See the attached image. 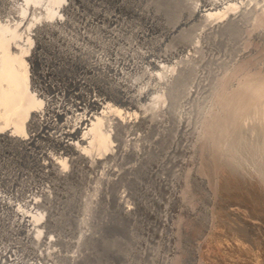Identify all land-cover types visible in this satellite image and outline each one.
<instances>
[{
	"label": "rangeland",
	"instance_id": "374dc122",
	"mask_svg": "<svg viewBox=\"0 0 264 264\" xmlns=\"http://www.w3.org/2000/svg\"><path fill=\"white\" fill-rule=\"evenodd\" d=\"M64 1L66 0H63L61 4H69L74 10L63 13L59 9L61 4H57L56 6L59 7L55 6V8L71 21V24L59 26V30L68 35L70 40L67 38V41H64L57 34L49 32L50 38L45 41L42 47H39V53L37 54L39 56H33L35 58L33 63L35 66L33 70H31L30 66L29 72L36 75L38 81L35 88L37 90L34 92L40 91L44 93L38 95L40 99L46 100L43 101L44 105L49 103L44 98L45 95L49 97L50 94L52 97V95L57 94V97L52 101V106L62 104L61 107L56 109H63L64 112L67 111V107H72L73 110L63 114L61 117V115H57V112L48 108L46 109L48 111L45 117L49 119L36 121L32 126V134L35 136L30 142L0 145V195L12 203L11 206L0 204V254L5 248L24 247L23 239L26 229L23 230L20 227L17 211L21 208L22 211L24 209L30 211L31 206L28 199L31 196L36 195L37 197L45 198V196L50 195L48 203L44 202L38 209L40 212L49 214L48 218L44 219V227H41L45 232L42 233L43 238L41 237L42 244L40 243V247L46 248L49 238L57 239L56 243L53 241L52 246L58 249L62 255L78 254L84 256L81 262L74 264H163L162 262L154 263L149 256L139 253V249H144L148 246L155 252H159L162 257H169L171 258L170 260L174 258L172 264H175V261L176 264H253L251 260L254 261V264H264V196L257 197V195L255 196L248 192L247 189L250 183H255L254 185L259 186L264 182L262 181L264 173V96H259V91L264 83V55H261L263 57L258 56L257 62V57L254 61L251 60L253 57H249L250 62L248 61L249 58H245V60L242 57L241 49L244 43L241 42L240 36H237V32L236 34L226 32V36H223L225 35L223 32L221 34L225 38H222V42L217 40L212 43L209 42L214 37L210 38L207 35L208 40L204 34H200L204 30L203 28H206V24L203 25L202 22L204 21L196 19L191 22V26L190 24L189 26L187 25L189 29L186 26L184 27L188 29H185L184 33L188 32L190 33L188 34L190 38L203 42L201 43V48L204 52L202 50L199 51L203 54L196 52L199 58L197 55L193 57L194 59H190L194 65H197L198 70H201L198 72L196 69L191 74L181 72V67L188 63V58L190 57L187 55L188 52H193L188 47L184 53L166 62V68L163 69L166 77L170 79L173 75H178V78H180L175 88L167 89L164 83L159 85L158 83L160 82L157 79L155 80L158 76L156 75L158 70L142 59L139 52L149 49L155 50L157 48L156 43L163 37L165 38L167 26L187 17V14L183 12L187 2L191 4L197 3L199 0H67L69 1H66L68 4ZM230 2L236 4L233 11L248 9V7L251 11H254V15L251 14L252 17L249 13H247L248 16H245L246 19L244 17L248 24L251 23L252 25V22L254 23L258 21L257 19H263L262 17H264V15L262 16L264 14V0H233ZM237 4L241 8L236 9ZM26 5L27 2L25 0H0V24L13 26L16 22H19V31L21 30L20 32L24 33V38L27 37L26 33L28 32L20 24V22L23 23V20L20 21L19 18L26 15L28 20L34 21L38 16L41 15L40 17H42L43 12H45L43 13L45 16L46 8L52 6V0H41L39 3L29 5L30 7ZM127 6L128 8H126ZM148 7H153L150 14L147 13L143 16V14L138 12ZM26 8L27 14L22 15L23 9ZM99 9L104 11L103 13L107 18L96 19L97 10L99 11ZM221 10L227 14L226 9L222 7ZM113 14L119 16L118 22L110 19ZM254 18L256 19L254 20ZM87 19L95 21L90 26H84V24H87ZM152 21L154 24L151 23ZM125 28L126 30H124ZM137 32L149 33L152 38L150 35L141 37ZM85 33L100 38V43L96 44L86 39L84 37ZM116 33H122L126 41L115 44V46L126 49L131 47L132 44V51L134 52V61L132 60V62L136 61L135 63L137 64L134 65L135 68L132 67L133 69H125V75H118V73L114 77L112 75L113 71L107 67L110 63H117V59H114L116 55L111 51L113 41L110 39ZM221 34L219 35L220 37H222ZM228 37L235 39L230 40ZM33 39H35V36ZM71 41L81 43L92 54L102 55L104 59L102 61L108 63V65L105 64L107 65L105 66L106 68L93 67L91 64L92 57H81V59L78 58L79 60L64 58L67 52H76L78 50ZM259 41L253 40L252 42L253 44L264 43L263 40ZM166 42L169 43L170 41L167 40ZM177 43L171 42L173 45ZM60 47L65 49L66 53L64 51L59 52ZM162 47L165 46L163 45ZM106 58L109 59V62ZM243 59L247 62H243ZM61 60L62 64L59 65ZM127 60L129 62L131 58L128 57ZM120 61L118 60V62ZM241 62L244 63L242 66L240 65L242 64ZM248 62L249 64H247ZM117 64L122 66L123 62ZM242 68L243 70H240ZM238 70L239 72L236 73ZM223 74L227 75H224V77L222 76ZM219 75L224 79L228 76V80L225 79V82L222 77L221 80ZM123 78L125 82L134 83L135 81V84L137 83V86L135 85L136 89H129L124 84ZM216 78L222 81V83L220 81L218 84H223L222 86L215 87V85H210L213 81L211 79L216 80ZM116 81H118V84H115ZM201 82L204 84L203 86L199 84ZM154 84L157 85L155 86ZM189 88L195 89L196 96H194V92L191 98L186 95ZM126 90L130 94L137 96L141 93L143 98H140L139 103L143 106L150 107L152 104H149L152 103V100L153 104L159 101L160 105L158 102L156 104L160 108L164 106L165 109V106H168L169 109L163 113L164 116L162 115V117H165V123H168L170 127L172 126L171 130L177 125L174 116L175 112L179 111L183 115L185 114L184 111L187 112L184 115L186 118L181 115L186 121L192 122L193 124H191L193 127L196 126V130L200 131L197 135L186 132L188 136L185 135L182 143L186 141L185 143L194 144L197 142L195 140L198 136L206 137L207 142L204 141L203 143L207 144H203L204 147L202 146L205 151H198L199 155L201 154L200 158L197 157V151L195 153L180 151L178 152L179 155L176 154L177 160L169 162L170 169L160 171V174L166 178L169 177L167 181L171 182L170 185L161 183L160 185L155 175L143 178L145 173L147 175V166H145L144 160L136 153L134 155L133 152L125 151L129 148L131 150L133 148L140 149V147L142 150L145 143L152 142L151 140L159 134L158 126L150 129L151 127L145 125V123H136V126L131 127L130 125L128 127L121 126L124 128L115 125V131L113 130V134L111 133L112 139L110 138V141H112V145L119 143L117 144L118 146L116 145L119 149L114 145L115 147L113 146L112 148L117 150H110L111 153L106 151V157L104 156V159L100 162L85 163V161H76L73 163L71 156L76 154L72 152L71 148L58 145L52 135V133L59 131L61 127L72 125L78 120V116H80L78 113L82 110L74 109L76 108L75 102L83 100L86 103L85 99L91 95L106 99L105 103H112L114 107H119L122 111L133 113L137 109L139 112L137 107L129 106L126 103V99H124V91ZM87 107L89 110L92 109L91 113L98 112V115H102V108H93L89 104H87ZM180 110H183V112ZM107 113L104 117V126L106 130H109V128L113 127L110 124L113 112L108 111ZM205 113H207V118L203 119ZM210 124H212V127H210ZM215 125L218 127L214 128ZM208 126L211 129H209L210 131ZM220 129L221 133L219 134L218 130ZM223 130H226L227 134L223 133L225 132ZM109 131L111 132V130ZM116 131L118 134H114ZM171 133L172 131H169L170 135L168 134L167 138H165V140L168 139L169 141L164 140L165 146L161 143L162 147L170 148L168 145L172 143L170 141L172 139ZM127 134H131L130 137L135 136V138L139 139L134 138L135 140L133 139L129 144H126L124 138H126ZM215 135L222 136L220 138L217 136L222 144L215 138ZM120 136L122 138L124 136L122 139L123 143L120 140ZM188 138L190 139L188 140ZM223 140L227 144L223 143ZM216 141L222 148L226 147L222 151L217 150L220 146H218L219 144ZM166 142L171 143L167 144ZM214 144L217 148H215ZM223 144L225 145L223 146ZM234 149H238V151H233ZM98 150H93V152L99 153L100 150ZM108 153H110L109 158L111 159L108 158ZM54 156L67 157L70 160L68 161V169H65L67 170L65 175L60 176L57 174L55 172L56 169L54 170L53 165L50 164ZM178 160L187 161L185 163L186 166L191 165L186 167L185 164H182V161L177 162ZM197 163L199 165L202 164L200 166L202 168ZM113 170L119 171L120 174L115 175ZM173 170L176 171L173 172ZM126 171L131 174L128 173L127 175ZM186 171H189V173L187 174ZM248 173H251L252 177ZM190 175L192 176L190 177ZM255 175L256 177L258 175L261 179L255 178ZM116 176H118L117 179ZM135 176H137L136 180ZM199 176H202L204 181L206 180L205 183L198 178ZM172 179L174 180L173 183ZM147 180L150 183L149 181L146 182ZM153 180L155 181L151 182ZM183 180L189 181H184L186 183L184 185ZM260 181L262 182L260 183ZM186 185L187 187H185ZM243 186L245 190L242 188ZM237 187L240 191L243 189L247 194L249 193L247 197L250 200L248 198L247 203L243 202L244 204L239 201L240 204L238 203V205L233 201L229 205V202L227 203L226 201L228 200L226 196L233 195L237 191ZM148 188L152 192H149ZM176 188L179 193H182L179 198L174 194L177 190ZM259 189L262 188L259 187ZM146 191L147 194L145 193ZM230 192L233 193L231 194ZM240 193L243 194V192ZM156 195L162 199L161 205L152 200ZM120 199H123L121 200L122 203ZM124 201L125 204H133L132 206L135 207V211L132 213L133 216L124 213ZM250 201L252 203H249ZM86 204L87 206H85ZM146 204L149 206H145ZM182 205L185 207L189 205L194 208L196 214L192 216ZM234 207L235 209L237 207L241 208L240 210L244 212H242L244 220L232 214L231 211H234ZM152 209L156 212L154 211L153 214L148 215V211ZM144 213H147L146 217ZM159 215L164 218V221H157ZM160 222L163 223L160 224ZM44 236L46 237L44 238ZM44 239L47 240L43 242ZM24 255L30 258V254L24 253V260L27 261L29 259ZM175 256H177V259H175ZM63 263L72 264L65 260Z\"/></svg>",
	"mask_w": 264,
	"mask_h": 264
},
{
	"label": "bare ground",
	"instance_id": "6f19581e",
	"mask_svg": "<svg viewBox=\"0 0 264 264\" xmlns=\"http://www.w3.org/2000/svg\"><path fill=\"white\" fill-rule=\"evenodd\" d=\"M40 1L41 0H25V2H27V5H26L27 7H30L29 5H31V4L39 3ZM66 1H64V2L65 3L69 2V1H67V2ZM230 1H233V0H227V1H224V0H199V2H197V3H191V4L189 2H187V4H186L187 6L185 7V9L183 11V12H185L187 14V17L185 19H181L180 18L181 20L177 21L176 23H173L170 26H167L166 25L168 28H166L167 30L165 31V34H166L165 35V38L163 37V39L159 40L156 43L157 48L155 50L149 49L147 51H140L139 52L140 57L142 59H144L147 62H149L150 65L153 68H155L156 70H158L157 71L158 73L156 74L158 76H157V78H155V80L157 79L158 82H160V83L157 82L159 85L162 84V83H164L166 85L167 89L168 88L173 89V88L176 87V84L179 82V79H180V78H178V75H173L169 79L164 74L165 71L163 69L166 68V66H165L166 62H169V61L172 60V58L180 55L181 53H184V51H186V49L188 47H190V49L193 52H188L187 55L190 56L188 58L189 59L188 60V63L186 65H184V66L181 67V72L183 71L184 73L191 74L196 69L197 70L199 69L197 67V65H194L190 61V59L191 58L194 59L193 57H195V56L198 55L196 52H199L200 50L203 51V49L201 48L202 47L201 43H203V42H201L198 39L194 40V39L190 38V35H188L190 33H188V32L187 33H184L185 32V29L188 28L187 25L189 26V24H190V26H191V24H192L191 22H193L196 19H199V20L204 21L205 23L202 22L203 25L206 24L205 25L206 28H203L204 30H202V32L200 31L201 32L200 34H204V36H206L207 39H208V36H210V38L214 37V38H212L213 40L211 39L212 41H209V42L212 43V42H215L216 40L218 42L219 41L222 42V38H225L223 36H226V34H225L226 32H228L230 34H236V32H237V34H238L237 36H240L241 42L244 43V46L241 45V46L244 47V48L243 47L241 48L242 49V57H244V59L245 58H249V57H253V59L251 58V60L254 61V59H256V57H257V59H256V62H257V60L259 58L258 56H261L262 54L264 55V43H259V44L256 43V44H253V42H252L253 40H260L259 42H261L262 40L264 41V17H262L263 19H261V18H259L261 16L260 15L258 17L259 19H257L258 21L254 22V23L252 22V25H251V23L248 24L247 23L248 21H245L244 20V17L245 16H248L247 13H249V15L252 17V15H254V13H253L254 11H251L249 9V7H248V9L245 8V9H239L238 11L235 10L236 11L235 12V11H233V9H234V6L236 4L231 3ZM62 2H63V0H52V6L51 7H47L46 10H45L46 11L45 16L43 14L45 12H43L42 13V17H40L41 16L40 15V16H38V18H35V20L33 19L34 21H31V19H29L30 20L29 21L27 19L28 16L26 17V15H24L25 17H20L22 19L19 18V20L20 21L23 20L22 21L23 23L20 22V24L22 26H24L23 28H25L26 32H28V33H26V35H27L26 38H24L25 37L24 36V33L20 32L21 30L19 31V28H20V27H18L19 22H16V24L18 23L17 26H15L16 24L13 25V26H10V25H7V24H3V25L0 24V145H3V144H19V143H28V142H30L33 139V137L35 136L34 134H32V129H33L32 126L36 123V121L42 120V119H45V120L46 119H49L48 117L47 118L45 117L47 115V111H48V110L46 111V109H48V108H50V109L54 110L55 112H57V115L59 114V115H61V117L63 116V114H67V113H69L70 111L73 110L72 107H70V108L67 107L68 108L67 111H64L63 112V109H56V108L61 107L62 104H60V105L57 104V105H53L52 106V101H53V99H55V97H57V94L52 95V97H51L50 94H49V97H47V95H45L44 98H46L47 99V102L49 101V103L51 101V103L50 104L47 103V104L44 105V102L43 101H46V100L45 99L44 100L43 99H40L38 97L39 94H44V93L43 92H40V91H38L37 93L34 92L35 90H37V88H35L36 82L38 81L37 78H36V75L34 73H30L29 72L30 71V69H29L30 66H31V70L34 69V66H35L33 64L34 63V59H35L34 57H38L39 56V55H37L39 53L38 52L39 51V47H42L45 44V41L46 40H49V38H50L49 32H53V33L57 34V36L59 38H61L62 40L67 41L68 35H66L62 31H60L59 30V26L60 25H64V24H71V21L69 19H67V17H64L63 13L64 12H67L69 10H74V8L72 6H69L68 3H67L68 5H66L64 3L61 4ZM121 2H120V4H121ZM225 3H227V5H225ZM57 4H61L60 7L59 6L58 7H59L60 11H62L63 13L60 14L58 12V10L55 8V6ZM50 5H48V6H50ZM147 6H149V5H147ZM222 7L224 9H226V13L227 14H225L223 12V10H221ZM126 8H128V6ZM152 8L153 7L144 8L143 10L138 11V12L140 14H143V16H144L147 13L150 14L151 13L150 11L152 10ZM235 8L236 9L237 8H241V6L238 5ZM103 12L104 11L102 9H99V11L97 10L96 19H100L102 17L107 18L104 15ZM256 12H255V14H256ZM25 13L27 14V8L26 9H23L22 15L25 14ZM186 14H184V15L186 16ZM263 15L264 14H262V16ZM255 17L257 18L256 15H255ZM256 18H254V20ZM110 19L114 20V22H118L120 18H119L118 15H114L113 14V17H110ZM245 19H246V17H245ZM94 21L95 20L92 21L91 19H87L86 20V23L87 24H84V26H86V25L90 26L92 24V22H94ZM151 23L154 24L153 21ZM114 24H116V23H114ZM166 24H168V23H166ZM185 26L187 28H184ZM124 30H126V28ZM219 33L220 34L223 33L225 35L222 36V34H221L222 37H220L219 36L220 35ZM137 34L139 36H141V37H148L150 35L149 33H140V32H137ZM34 36H35V39H33ZM84 37L86 39H89V40L93 41L96 44H99L100 41H101L100 38H96V37H94L91 34H86L85 33L84 34ZM150 37H151V35H150ZM110 39L113 41V44H112L113 46L111 47V51L113 53H115V55H116V57L114 59H117V63L123 62V65L122 66H120L117 63L116 64L115 63H110L109 65H108V63H104L105 61H102V60H104L102 55H100V54H98V55L92 54L86 47L82 46L81 43H79V42L77 43V42H73V41H71V43L74 46H76V48H78V50L76 52H67V54L65 55L64 58H67L68 60H70V59H73V60L75 59L76 60L78 58L81 59V57H92V60H91L92 63L91 64L93 65V67H95V68H100V67L106 68L105 66L108 65L107 68H109L111 71H113V74L112 75L114 77L118 73H119L118 75H120V74L121 75L122 74L125 75L126 74V70L125 69L132 68V67H134V65L137 64V63H135L136 61L135 62H132V60L134 59V57H133L134 52L132 51L133 50V45L131 44V47H127L126 49L115 46V44H120V43L126 41L125 40V37L122 35V33L121 34L120 33H116V34L112 35ZM205 39H204V42H205ZM229 39L232 40V39H235V38H232V39L229 38ZM152 40H150V41H152ZM167 40L170 41V42L169 43L166 42ZM174 40H176V41H174ZM172 41L173 42H178V43L176 45H173V44H171ZM208 43H206V44H208ZM165 44H167V45H165ZM163 45L165 47H162ZM64 50L65 49H63L62 47L59 48V52H63ZM201 53L199 52V54H201ZM139 54H138V56H139ZM200 56H202V55H200ZM128 57L131 58V61H129V62L127 60ZM197 57L199 58V55ZM261 57H263V56H261ZM120 59H121V61H120ZM107 60L109 62V59H107ZM118 60L120 62H118ZM245 60L243 62L246 63L247 61H245ZM248 61L250 62V58H249ZM243 62H241L242 63V64H240L241 66L244 64ZM249 62L247 64H249ZM61 64H62V60H61V63H59V65H61ZM105 64H107V65H105ZM241 66H240V68H241ZM245 66H247V65H245ZM231 67H234V66H231ZM236 69H239V68H236ZM200 70H198V72ZM232 70H234V69H232ZM240 70H243V68L240 69ZM237 72H239V70L236 71V73ZM195 73H197V72H195ZM224 75H227V74H223L222 76H224ZM222 76H220V79H221ZM117 77L119 78V76H117ZM227 77L228 76H226L225 79H227ZM115 79H117V78H115ZM214 79H211V81L212 80L213 81H212V83L210 82L211 83L210 85H215V87L216 86H222L223 85V84L222 85H218L219 82L222 79H224L223 77H222V79L220 81H219V79L217 80V78H216V80H214ZM123 81H124V78H123ZM130 81L132 82L131 79H130ZM117 82L118 81H116L115 84ZM225 82H226V80H225ZM206 83H207V81H206ZM221 83H222V81H221ZM124 84L127 85V87H129V89H132V88H135V85L137 83L135 84V81H134V83H129L127 81L126 82L124 81ZM199 84H201L203 86L205 84V82H204V84L202 82L199 83ZM162 86L165 87L164 85H162ZM196 86H198V85H196ZM215 87H214V90H215ZM53 89H54V87H53ZM195 89H196V87H195ZM195 89L194 88H192V89L189 88L188 91L186 92L187 93L186 95L189 98L193 97V94H194V96H196L195 95ZM216 90L220 91L219 89H216ZM53 92H55V91H53ZM214 92H216V91H214ZM124 93H125L124 99H126L125 100L126 103H128L129 106L137 107L139 109V112L137 111V109H136V112H133V113L132 112H129V111H126V112L125 111H122L119 107L118 108L116 106L114 107L112 103H105L106 102V99L91 95V96H89V97H87L85 99L86 100V103H84L83 100L82 101H76L75 102L76 108H74V109L75 110H82V111H80L78 113L80 115V116H78V120L74 124H72V125H66V127H63V128L61 127L59 131L52 133V135L56 139V142H57L58 145L63 146L65 148H69V149L71 148V150H73L72 152H74V154H76L75 156H71L73 163L76 162V161H81V162L82 161H85V163H87V162H100V161H102V159H104V156L106 157V155H105V154H107L106 151H108V152H110V150L111 151H114L113 149H116V148H112V147L114 145L116 146L117 144H119V143H117V144L116 143L115 144L113 143L114 145H112V141H110V138L112 139V136L111 135L115 131L114 130L115 125L120 126V127L121 126H127L128 127L130 125V127H131V126H134L136 123H141V124L142 123L143 124L145 123V125H148L149 127H151L150 129H152V127L158 126V129L160 130V131H158L159 134H157L154 139H152V140L150 139L152 142H148L147 144L145 143V145H143L144 148L142 150H141V147L139 146V143H138V146L140 147V149L133 148L131 150L129 148V149H126L125 151L126 152H133L134 155L137 154V155H139V156L142 157V159L144 160L143 162H145V164H146L145 166H147V171H146L147 172V175H145L146 173L143 170V172L145 173L144 176H143V178L145 176H148L149 177V176L155 175L156 180L158 181L159 184L161 183V184H164V185H167V184L170 185L171 182L169 183L167 181V179L169 177L166 178L165 176H163L162 174H160V171L161 170L163 171L164 169L165 170L166 169H170V163L169 162H171V161H174L175 162V160H177L176 154L179 155L178 152H180V151H182V152L183 151L184 152H193V153H195L197 151L196 152V153H198V156L197 157L200 158L201 154L199 155V152L198 151H202V150L205 151L204 149H202V146L204 147V145H203V144H205V143H203L204 141L207 142L206 139H205L206 137H202V136L199 137L198 136L197 139L195 140L197 142L194 143V144H191L188 141L190 138H188V140H187V142H189V143H185L186 141L184 143H182L183 142V138L185 137V135H187L186 132L194 133L195 135H197V134H199L198 132L200 131V130L198 131V129L196 130V128H195L196 126L193 127V125H192L193 123L192 122H188L189 120L186 121L184 119V117L186 118V116H184V115H186L187 112L184 111V113H185L184 115H183V113H180L179 111L175 112V115L174 116H175V120H176L177 125H176V127L174 129L172 128V130H171V127L172 126L170 127V125L168 123H165L166 122L165 117L164 118L162 117L163 113L166 112L169 109L168 106H165V109H164V106L160 108V106H158L156 104L157 102L159 104V101L155 102V104H156L155 105V104H153L154 102L152 100L151 101L152 103L149 104V105H151V104L152 105L150 107L149 106L146 107V106H143V105H141L139 103L140 102V98H143V95L141 93L138 96L137 95H133L132 93L130 94L128 90L124 91ZM259 96H264V83H263L262 89L259 91ZM235 99H237V98H235ZM87 104H89V106H91L93 108H102V112H101L102 115H98V112H92L91 113L90 111L92 109H90V110L87 109L88 108L87 107ZM46 106H48V107H46ZM108 111L109 112L110 111L113 112L112 113L111 122H110L111 126H113V127L111 129L109 128V130H111V132L108 129L106 130L105 129V126H104L105 125L104 124V121H105L104 117H105L106 114H108L107 113ZM181 112H183V110ZM206 115H207V113H205L203 119L207 118ZM187 117H189V116H187ZM187 119H189V118H187ZM194 125H196V124H194ZM210 125H211L210 127H212V124H210ZM216 126L217 125H215L214 128ZM130 127H129V129H130ZM145 127H147V126H145ZM219 127H221V126H219ZM121 128H124V127H121ZM209 129L210 128L208 126V130ZM204 130H203V132H204ZM208 130L206 129L205 131H208ZM153 131H155V130L153 129ZM169 131H172V133H171V138L172 139L169 138L170 141H172V143L169 142V143H171V145H168V147H170V148H165V147H162L161 146V143L163 145L165 144L164 143V140H165V138H167L166 136L169 134ZM214 131H217V130H214ZM218 131H219V134H220L221 133V129L218 130ZM223 131H225V132H223ZM223 131H222L223 133H226V130H223ZM119 132L120 131L118 129V133ZM118 133L116 131V133H114V134H118ZM121 133H123V132H121ZM228 133H230V132H228ZM207 134H205V136H207ZM130 135L131 134H127L126 135V138H124V136H123L126 144H129L135 138L134 135H133L134 137H130ZM222 135H224V134H222ZM217 136H218V138L222 137L221 135H220V137H219V135H217ZM217 136L215 135V138H217ZM116 137H117V135H116ZM120 137H121L120 140H122L123 139L122 136H120ZM218 138H217V140L219 141ZM135 139H139V138H135ZM225 139L227 140V138H225ZM140 140H142V139L140 138ZM166 140L169 141L168 139H166ZM223 141H224L223 143H225V140H223ZM142 142L144 143V141H142ZM191 142H193V141H191ZM122 143H123V140H122ZM134 143H135V141H134ZM134 143L132 142V144H134ZM169 143H167V144H169ZM215 144H214V146H216ZM225 144H227V142ZM225 144H223V146ZM228 144H229V142H228ZM214 146H213V148H214ZM218 146H220V144ZM224 147H226V146H224ZM224 147L222 148V146H220L217 150L222 151V149H224ZM215 148H217V146ZM96 149L97 150L99 149L101 152L98 150L99 153H94L93 150H96ZM124 149H125V147H124ZM217 150H214V151H217ZM233 151H238V149L237 150L234 149ZM121 152H123V151L121 150ZM121 152H119V153H121ZM110 153H108V155ZM116 153H118V152H116ZM184 154H186V153H184ZM192 154H191V157H192ZM195 155H197V154H195ZM109 157H110V155L108 156V158ZM68 158H70V157H68ZM109 159H111V158H109ZM137 160L139 161L138 158H137ZM68 161H70V160L67 159V157L66 158H60V157H55L54 156V158L52 157L51 163L50 162L49 163L51 165H53L54 170L56 169L55 172L57 174H59L60 176H63V175L66 174V171L67 170H65V169L68 167ZM180 161H182V164H185L187 162L185 160H178L177 162H180ZM141 162H142V160H141ZM198 162H200V161L198 160ZM197 164L199 165V163H197ZM142 165H143V163H142ZM190 165L189 166H186V164H185L186 167H190ZM201 165H199V167ZM53 168H52V170H53ZM134 168H136V167H134ZM200 168H202V167H200ZM200 168H198V169H200ZM130 169H128V170H130ZM132 169H133V167H132ZM172 169L173 168L171 166V170ZM189 169H191V168H189ZM113 171H114V174L115 175L116 174L118 175V173L120 174V172L117 171V170H113ZM127 171H126V173H127ZM175 171L173 170V172H175ZM180 171H183V170H180ZM244 171H246V170H244ZM164 172L168 173L167 171H164ZM179 172H176V173H179ZM128 173H127V175H128ZM138 173L140 174V172H138ZM188 173H189V171L187 172V174ZM129 174H131V173H129ZM248 174H247V176H249L251 173L249 175ZM191 176L192 175H190V177ZM117 177L118 176H116V179H117ZM130 177H132V176H130ZM136 177L137 176H135V180H136ZM181 177H183V176H181ZM187 177H189V175H187ZM141 178H142V176H141ZM198 178H200L201 181H204V178L202 176H199ZM248 178H250V177H248ZM255 178L258 179L260 177H258V175L256 177V175H255ZM262 178H263L262 181H264V173L262 175ZM152 179H154V178H152ZM185 179H186V177H185ZM140 180H142V179H140ZM148 181L149 180H147L146 182H148ZM154 181L155 180H153L151 182H154ZM184 181L185 180H183V182ZM187 181H189V180H187ZM187 181H185V182H187ZM205 181H204V183H205ZM262 181H260V183ZM173 182H174V180L172 179V183ZM185 182H184V185L186 184ZM112 183H115V182H112ZM149 183H150V181H149ZM254 184L255 183H250V185L248 186V187L251 186L250 188H248L246 186L247 189H248V192H250L251 194H253L255 196L257 195V197H260L262 195L264 196V191H260L262 189L264 190V182H262V185H259V186L258 185L256 186ZM153 187H155V186H153ZM171 187H173V186L171 185ZM171 187L169 186L170 189H172ZM185 187H187V185ZM259 187L262 188V189H259ZM239 188H241V187H239ZM242 188L245 190V187L244 186ZM228 189H229V191H231L230 188H228ZM243 189L240 191V189H238V187H237V189H236L237 191L236 192L233 191L234 193L232 192L233 195L226 196V198H228V200H226L227 203L229 202V205L233 201H235L237 205H238L239 201L240 202L242 201L241 204L243 202L247 203L246 201L249 198V197H247V196H249L248 195L249 193L247 194ZM148 191L149 192H152L150 190V188H148ZM240 192H243V194L240 193ZM145 193L147 194V191ZM146 194H144V195H146ZM148 194H150V193H148ZM174 194L179 198L182 193H179V191L177 189ZM135 195H137V194H135ZM49 197H50V195L45 196V198H40V197H37L36 195L31 196L28 199L29 204L31 206V209H29L30 211H26V209H24L25 211L24 210L22 211L21 210L22 208L21 209L17 208V209H19L17 211L18 213L16 212L17 213V216H18L19 225H20V227L23 230L26 229L25 230L26 231V234H25V237L23 239L24 247L23 248H21V247L19 248V246H17L16 248L10 247V248L3 249L1 251V254H0V264H64L63 263L64 260L65 261H69V263L74 264V263H79V262H81L84 259V256L78 255V254H71V255H68V254H65L64 255L63 254L62 255L58 251V249H56L55 247L52 246L53 241L55 243L57 241V239H54V238H49V241L47 242L48 246L46 248L40 247V243L42 242L41 237L43 236L42 233L45 232V230H42L41 227L42 226L44 227V223H45V220L44 219L45 218L47 219L48 216H49V214L48 213H44V212H40V211H38V209H39V207L44 202L48 203ZM136 197H139V196H136ZM177 197H175V198H177ZM122 198H124V197H122ZM260 199H262V198H260ZM121 200H123V199H120V202H121ZM152 200H155L159 205H161L162 199H160L159 197H157V195L154 196L152 198ZM249 200H250V198H249ZM257 200H259V199H257ZM186 201H184V202L186 203ZM50 202H51V199H50ZM187 202H189V201H187ZM235 202H234V204H235ZM137 203H139V202H137ZM137 203H135V204H137ZM249 203H252V202L250 201ZM0 204L1 205H10V206L12 205V203L9 200H7L5 197H3L2 195H0ZM124 204H125V201H124L123 205ZM153 204H155V203H153ZM189 204L191 205V203H189ZM132 205L125 204L124 205V209H123L125 211L124 213L129 214V215L131 214L130 216H133L132 213L135 211V207L132 206ZM151 205H152V203H151ZM184 205H182V206H184ZM85 206H87V204ZM120 206H121V204H120ZM145 206H149V205L146 204ZM191 207H193V206L191 205ZM191 207L189 205H186V207L184 209L185 210H188V212L191 213L192 216H193V214H196V213L194 211V208H191ZM139 208H141V207L139 206ZM227 208H228V206H227ZM237 208L235 209V207H234V211H231L232 214H234L236 217L241 218V219L244 220L245 219L244 218V214H242L243 211L240 210L241 208H238V209ZM155 210H156V208H155ZM155 210H153V209L152 210H149L148 211L149 212L148 215L153 214ZM136 211H137V209H136ZM136 213H134V214H136ZM146 214L144 213L145 217H146ZM155 214H154V216H155ZM191 214H190V216H191ZM159 219H157V221H162L164 218L159 215ZM161 223H163V222H160V224ZM45 237L46 236H44V238ZM46 240L44 239L43 242L46 241ZM135 251H136V249H135ZM24 253L30 254V258L27 257V255H24L27 258H29L27 261L24 260L25 257L23 258V254ZM139 253L140 254L143 253L146 256H149L154 263L162 262L163 264H172L174 262V258H173V260H170L171 258H169V257L168 258H166L164 256L162 257L159 252H155V250H152V248H150L149 246L146 247V248H144V249H142V248L139 249ZM175 257H176L175 259H177V256H175ZM251 261L254 264V261L253 260H251ZM130 263H132V261H130ZM177 263H178V261H177ZM175 264H176V261H175Z\"/></svg>",
	"mask_w": 264,
	"mask_h": 264
}]
</instances>
